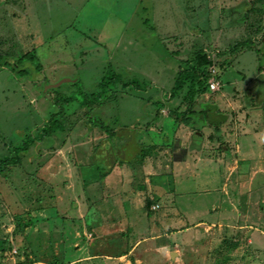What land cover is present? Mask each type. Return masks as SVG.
Here are the masks:
<instances>
[{
    "label": "rangeland",
    "instance_id": "374dc122",
    "mask_svg": "<svg viewBox=\"0 0 264 264\" xmlns=\"http://www.w3.org/2000/svg\"><path fill=\"white\" fill-rule=\"evenodd\" d=\"M193 63L195 79L172 97L179 72ZM109 71L145 86L116 82L81 106ZM58 95L77 98L64 106V129L22 151L19 164L0 166V264H264V226L247 210L252 199L264 206L257 193L235 196V213L211 208L219 212L209 227L155 229L158 192L147 179L157 163L144 162L139 144L152 127V141L159 135L164 144L150 148L172 168L171 145L184 140L172 133L174 123L194 138L213 106L216 119L262 123L247 109L264 107V0H0V157L38 134L58 110ZM131 130L142 136L129 156L117 145ZM183 158L181 166L197 159ZM230 159L234 166L241 159L244 188L264 170V157ZM120 185L139 188L148 214L130 216L110 235L93 224L94 212ZM119 236L128 248L111 242Z\"/></svg>",
    "mask_w": 264,
    "mask_h": 264
},
{
    "label": "crops",
    "instance_id": "0c3cea01",
    "mask_svg": "<svg viewBox=\"0 0 264 264\" xmlns=\"http://www.w3.org/2000/svg\"><path fill=\"white\" fill-rule=\"evenodd\" d=\"M215 88L216 86L213 89ZM218 102L219 101H217V103ZM260 106L261 105L249 107L247 111L254 113L253 116H256V113L258 116L260 115L259 118L264 119V107L259 108ZM209 108L211 110L203 114V119H205L203 134L197 132L193 138L192 135L194 131L189 129V127L187 128L185 124H180V121L171 126L172 133L176 130V135L181 137L182 140L184 139L182 143H173L171 145V150L173 152L171 156L178 157L177 164L175 165L174 161V164L172 163V168L168 163L166 164L160 161L161 153L152 151L150 148L152 147L150 144H154L155 142L160 144L158 147L159 149L164 144L163 137L159 135L157 137L158 139L155 137L156 141H152L149 135L153 129L152 127L144 133L145 136L142 139L140 137L142 133L138 134L137 138V135H135L136 133L131 130L132 132L128 133L127 137L129 134H131L132 137L126 139L127 143H120V146L117 145V149H124L125 151L123 150V152L130 156L135 151V141H138L140 138L142 141L140 140L139 144H146L144 148L147 154L144 162L147 161V158L153 157V160L157 163V166L154 168L156 174L151 177L150 180L147 179L149 182L148 187L158 192V195L156 194L157 196L154 197L156 205H153L155 209H159L155 214L157 220L155 229L162 230L171 227L176 229L177 227L188 225H204L209 227V225L215 223L214 219L212 220L211 218H217L218 216H215V213L217 214L219 212L216 211L211 213V208L214 209L220 206V208L222 207L220 210L221 213L223 210L229 213H235L237 204H235L236 200L234 199H236L235 196H238V194H252L253 196L257 193L258 196H254L255 199L262 198V195L264 197V180L263 182L259 180V178L264 179V170L262 172L257 171V173L259 172L258 175H256L257 173L254 171L255 178L253 177L250 185L244 188L242 181L239 180L241 179V173L238 163L241 159H235V163H237L235 166L231 165L232 161H230L231 157H264L263 119L262 123H258L259 121H249L248 124L245 123L241 126L240 123L227 120V117L225 120L216 119L214 106ZM162 109L164 110L165 107ZM259 118L258 120H260ZM162 125L164 126L163 129H168V126L165 124ZM119 128L125 132V127L119 126L118 129ZM167 132L170 134L169 129ZM183 136L185 137L183 138ZM221 139L225 140L226 143L222 140L220 145ZM120 140L121 139L118 138L117 142ZM215 148H218V150H214ZM165 150H167V148H165ZM180 157H185V159H181L184 161H187V157H197V159L192 160L193 162H187L188 164H186V166H181ZM230 165L233 168H231V171H229ZM168 166L169 169H167ZM206 169H210L209 172L214 173L208 176L203 173ZM121 171H125V169ZM219 177L220 182L216 184L215 180ZM255 180L259 182L258 189L253 188ZM121 188L123 189L120 185L117 190L114 189L119 192H114L112 189L113 191H110L111 194L105 193L108 200L99 205L94 212L95 222L93 224L106 227L110 235L114 233L116 228L128 223L130 216L142 218L145 214H148L145 203L139 198L141 194L139 188H131V190L127 191L124 187V192ZM230 198L232 206L231 210H227L225 201L227 204ZM111 199H113V201L119 200L120 202H112ZM169 201L171 205H169ZM250 202L251 204H248L249 209L247 210H250L251 214H253L255 218L257 217L261 225L264 226V206L258 203L257 200H254L253 203L252 199ZM257 203L259 206H256ZM256 207H259V213ZM224 215L225 218L228 217L227 213ZM131 221H134V219ZM175 234L176 232L170 236H175ZM111 238H113L111 242H117L121 247L128 248V241L125 242L122 236ZM167 246L168 244H165L162 248H166ZM162 248L160 249L161 251ZM175 253L176 252L173 251L172 255H175Z\"/></svg>",
    "mask_w": 264,
    "mask_h": 264
},
{
    "label": "trees",
    "instance_id": "16d2710c",
    "mask_svg": "<svg viewBox=\"0 0 264 264\" xmlns=\"http://www.w3.org/2000/svg\"><path fill=\"white\" fill-rule=\"evenodd\" d=\"M242 45V42H238L233 49L232 52L238 50V48ZM195 71H196V64L193 63L187 69H183L180 71L175 84L172 88V97L181 90L186 81L195 79ZM122 75L115 71L107 72L101 82L99 83V91L90 93L89 95L85 92L82 94V98L79 100V104L81 106H87L89 104L96 103L97 101L103 99L107 94L110 86L115 84L116 82H122L124 85L132 86L133 88H140L144 87L138 78H134L131 83H125L122 81ZM76 97H65L63 95H58L56 97V104L58 105V110L51 114L50 119L47 124H45L38 132L36 136L27 135L22 140L21 144L14 147L13 155H6L4 157H0V166H9L19 164L22 160L21 152L27 150L30 145H32L37 140H42L46 136L51 135L53 132L57 130H63L64 124L60 121V117L64 115V106L69 102L76 100ZM100 119L96 123V125H100Z\"/></svg>",
    "mask_w": 264,
    "mask_h": 264
},
{
    "label": "built area",
    "instance_id": "2783aa9c",
    "mask_svg": "<svg viewBox=\"0 0 264 264\" xmlns=\"http://www.w3.org/2000/svg\"><path fill=\"white\" fill-rule=\"evenodd\" d=\"M211 85H212L213 88L215 87V83L214 82H212Z\"/></svg>",
    "mask_w": 264,
    "mask_h": 264
}]
</instances>
